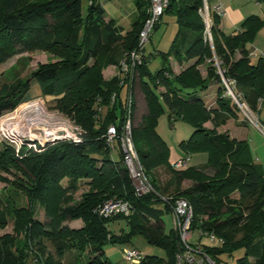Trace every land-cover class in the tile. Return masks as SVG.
I'll use <instances>...</instances> for the list:
<instances>
[{
	"label": "trees",
	"instance_id": "16d2710c",
	"mask_svg": "<svg viewBox=\"0 0 264 264\" xmlns=\"http://www.w3.org/2000/svg\"><path fill=\"white\" fill-rule=\"evenodd\" d=\"M258 2L264 4V0ZM138 4L140 19L124 35L115 20H106V10L98 0H90L86 17L83 0H0V66L18 54L37 50L60 59L39 68L26 82L3 86L0 118L25 103L43 99L84 132L80 145L57 142L40 152L23 149L16 156L11 145L0 143L5 148L0 150V181L3 172L15 169L25 178L16 186L23 192L25 205L20 206L17 194L0 197V230L11 223L14 226L13 235H0V264H113L105 248L129 246L137 236L170 255L166 261L143 254L140 264H175L179 235L176 230L165 234L163 215L173 214L180 199L187 200L194 210L192 230L197 240L193 245L200 244L216 264L222 254L232 256L241 250L244 256L238 264H264V170L248 160L246 142L218 131L243 115L235 101L221 93L217 107L208 108L202 96L212 81H222L220 72L224 71L229 81H235L234 92L241 102L260 114L264 107V56L253 63L247 45L264 21L251 16L243 30L227 34L220 27L222 18L209 6L210 40L204 0H169L163 17L175 16L180 27L177 39L168 53H149V44L146 46L145 60L130 87L133 93L139 83L147 105V113L132 133L152 187L139 195L124 165L120 141L110 145L107 137L111 126L121 134L129 87L121 86L125 78L115 76L106 81L103 77L109 66L120 70L123 60L138 46L146 17L145 4L142 0ZM159 57L162 66L153 72L150 66ZM170 57L186 65L179 75L168 65ZM215 59L220 62L218 72ZM203 66L209 76L206 79L200 69ZM34 81L41 95H36ZM163 116L170 124L182 121L191 127L190 137L179 144L185 154L179 160H190L186 169L174 168L179 160L170 162V147L158 131ZM208 123L212 129L206 127ZM118 148L121 159L116 162L110 156ZM196 155H206V164H192ZM159 164L170 171L163 186H156L150 174ZM186 181L191 184L183 187ZM110 200L128 204L129 215L101 216L99 210ZM38 205L43 208L42 219L37 218ZM74 221H81L80 226L71 227ZM120 222H125L128 231L118 227L120 234H116L110 226ZM210 234H215L217 242L203 244ZM45 241L54 252H47ZM67 256L71 260L65 263Z\"/></svg>",
	"mask_w": 264,
	"mask_h": 264
},
{
	"label": "built area",
	"instance_id": "2783aa9c",
	"mask_svg": "<svg viewBox=\"0 0 264 264\" xmlns=\"http://www.w3.org/2000/svg\"><path fill=\"white\" fill-rule=\"evenodd\" d=\"M142 2L146 6V17L139 32L138 46L127 55L125 60H123L120 72L117 74L118 79H126L121 82V86L126 90L129 87L124 101L127 112L126 118L121 127L120 135L115 126H111L107 134L108 144L113 145L116 141H120L124 153V165L133 182L135 190L139 195L150 192L152 187L145 175L133 142L132 112L134 97L132 96L133 93L130 90V87L135 78L137 68L142 65L145 60L144 54L146 46L149 44L157 26L161 23L163 15L168 7L169 0H142ZM214 12L222 19L226 17V11L221 5L215 7ZM210 14L211 11L208 5V0H204V22L206 25L207 36L211 40ZM220 73L222 75V71ZM223 81L227 90L226 95L235 101L246 117H248L247 112L252 114L248 106L241 102L240 97L235 94V81H229L224 76ZM43 101V99L30 101L21 105L13 112L3 115L0 118V123L8 115L16 113L23 107L41 106L44 108L47 118L33 121L26 128L18 130L11 127L5 129L0 128V143H8L11 145L14 150H16L17 155H19L23 149H26L28 152H40L48 145L57 142H69L75 145L82 144L84 141V132L81 127L64 115L63 119L60 120V123H56V115L49 113V111L52 112V110H50L49 107V109L46 108V103ZM99 111H101V109ZM54 112L61 115L58 111L54 110ZM189 165V159H182L174 164V168L181 170L188 168ZM129 212L128 204L115 200L106 202L99 210V214L104 218H110L119 214L127 216L129 215ZM173 216L175 230L179 235V249L175 255V264H216L215 261L203 251L200 244L196 246L193 245L192 228L194 222V210L191 204L185 199L178 200L173 210ZM209 239L212 243L217 242L215 234H210ZM122 254L125 261L133 264H140L143 259V253L132 247L124 248Z\"/></svg>",
	"mask_w": 264,
	"mask_h": 264
},
{
	"label": "rangeland",
	"instance_id": "374dc122",
	"mask_svg": "<svg viewBox=\"0 0 264 264\" xmlns=\"http://www.w3.org/2000/svg\"><path fill=\"white\" fill-rule=\"evenodd\" d=\"M104 5L107 11V15L113 19L118 20V22L120 23L121 27H123V29H128L130 27V22L126 20V17H127V14L130 13L131 9L134 8V0H106ZM89 6H90V0H83L82 10H83L84 17L88 15ZM176 25L177 24L175 23V26ZM178 31L179 29L177 28V30L174 32V36L170 40V44H167L166 47H164V49H166L164 50V53H168L170 51L171 46L173 45V42L175 41L177 37ZM169 33L171 34L173 32H169ZM158 36L159 34H157L155 38L153 39L154 44L155 43L158 44L157 42ZM58 62H60L59 57H57L56 55L52 53L41 51V50H37L34 52H30V53L18 54L12 59H10L7 63L0 66V89L5 85H9V84L11 85L18 80L21 82H26L28 79L31 78L32 74L36 72L39 68H42L48 65H53ZM159 65H160V60H157L155 63H153L151 65L152 71L155 72L158 69ZM219 65H220V62L217 59H215V66L217 67V72H218V69L220 68ZM200 69H201L203 79H206L207 77H209L206 72V66H203ZM115 72H116L115 76H117L120 70L117 68V71L115 70ZM32 87L35 90V92H37L36 95H41V88L37 84L36 81L32 83ZM223 89L226 90L224 81H223V76H222V81L218 83L216 81H212V84L210 85L209 89L206 90V92L217 90L218 91L217 96H220L221 93L226 92ZM132 96L134 97L133 98V112H132L134 116L132 117V126L134 128L135 126L137 127L141 123L142 117L147 113L146 100H145L143 92L141 91L139 83L135 85ZM217 96L215 98H217ZM218 100L219 99H217L216 104H218ZM205 105L208 108H214L215 106L212 102L208 100H206ZM45 106L46 108H48L47 104H45ZM238 108L237 110L239 111V113L242 112V110ZM49 113L56 115L57 117V119H55L56 123L57 122L59 123L60 122L59 120L63 119V115L61 113H60L61 115H59L55 113L54 110H52V112L49 111ZM247 114L251 120L257 123V115L254 112H252V114L247 112ZM263 117H264V110H263ZM223 127H221L222 130H223ZM158 131L161 137L168 143L170 148L180 149L179 148L180 142L188 139L191 135L192 130L188 124L182 121H175L172 124H170L167 116H163L160 120ZM4 149H5L4 145L0 144V150H4ZM13 149L14 148H11V150L13 151V155L16 156V150H13ZM110 157L112 158V160L116 162L120 161L121 159L120 149L118 148L117 151L112 152ZM151 170L152 171L150 174H151L152 179L157 183L156 186H158V184L160 186H163L167 182L170 176L169 169L159 164L158 166H154ZM213 174L214 173L212 172L209 173V175H213ZM2 176H3V180L0 181V197H7L8 195L6 194H10V193L14 195L17 194V196H19L17 200H19L20 206L25 205V199L23 198V192L20 191V189L16 187L19 185V183H23L25 181V178L23 177L22 173L15 169L10 173L3 172ZM183 187H187V186L183 184ZM160 207H161V210H164L163 206H160ZM36 212H37V218L42 219L44 216L43 208L38 205L36 208ZM163 217L165 221V230H164L165 234L170 235L171 232L175 230L174 229L175 228L174 216L172 213H166L163 215ZM207 219L208 218H206L205 220ZM80 224H81V221H74L70 223V226L78 227L80 226ZM125 225H126L125 222L111 224L110 229L113 232L115 231L116 234H120L118 233V230H117L118 227L124 228L126 229V231H128V228ZM13 234H14L13 223H11L7 228L0 230L1 236L2 235H13ZM193 240H194L193 242H196L197 234H194ZM45 243L47 246V252H54L50 242L45 241ZM203 244L212 245L211 241L206 238L203 240ZM124 247L136 248L146 256H157V257L163 258L166 261H169L170 259L169 253L164 248L149 243L145 239V237H142V236L134 237L132 240V244H130L129 246L108 245L105 248L107 258H109L113 264H133L123 259L122 249ZM243 256H244V252L242 250L235 252L232 256H229L226 253L222 254L220 256V264H238V260L242 258ZM70 260L71 258L67 256L65 259V263L69 262Z\"/></svg>",
	"mask_w": 264,
	"mask_h": 264
},
{
	"label": "crops",
	"instance_id": "0c3cea01",
	"mask_svg": "<svg viewBox=\"0 0 264 264\" xmlns=\"http://www.w3.org/2000/svg\"><path fill=\"white\" fill-rule=\"evenodd\" d=\"M103 7L105 8V1L106 0H98ZM140 0H134V8L131 9L130 13L127 14L126 20L130 22V27L128 29H123L121 27L118 20L113 19L107 15L106 11V20H115L118 26H120L123 30V34L125 35L127 32L131 31L133 25L137 23L140 19V11H139V2ZM222 6L223 9L226 11V17L221 20V28L227 34H234L242 29V25L246 19L251 16H258L261 21H264V4H260L258 0H209V6L211 9L214 10L217 6ZM106 10V9H105ZM175 23L177 24L175 26ZM178 26V27H177ZM179 29V25L174 15L166 14L163 19L162 23L159 28L156 30L154 35L152 36L151 42L147 48L149 53L154 52H164V47L167 44H170V40L174 36V32ZM173 32V33H169ZM179 33V31H178ZM158 36V44L153 43V39L155 36ZM178 35V34H177ZM177 39V37H176ZM175 39V40H176ZM169 41V43H168ZM156 42V41H155ZM172 47V46H171ZM249 50V56L253 63L264 56V26H258V31L256 35H254L253 40L250 44L247 45ZM236 58H240V53L237 54ZM157 60H160V65L158 69L162 66V60L159 57ZM168 65L172 68L173 73L175 75H179L186 65L181 66L178 64L173 57H170ZM151 69V66H150ZM157 69V70H158ZM115 70L117 71L116 66H109L107 69L103 71V76L106 81L112 79L116 74ZM152 70V69H151ZM156 70V71H157ZM164 89L161 88L160 91ZM218 91L212 90L202 93L205 101L208 100L212 102L217 107V99H218ZM217 96V98H215ZM263 110L262 108L259 115H257V123L251 120L250 118L246 117L245 114L239 115L236 119L230 120L224 127L223 130L220 128L218 131L227 133L232 139H236L237 141L246 142L249 148L248 160L260 167L264 170V117H263ZM263 123V124H262ZM207 128H211V124L206 125ZM170 147V146H169ZM170 155V162L174 163L177 160L184 158L185 154L181 151V149H172ZM207 162L206 155H196L192 156V164L194 165H204ZM191 184L190 181H186L184 183L185 186H189Z\"/></svg>",
	"mask_w": 264,
	"mask_h": 264
},
{
	"label": "bare ground",
	"instance_id": "6f19581e",
	"mask_svg": "<svg viewBox=\"0 0 264 264\" xmlns=\"http://www.w3.org/2000/svg\"><path fill=\"white\" fill-rule=\"evenodd\" d=\"M46 118L47 115H45V110L41 106L23 107L16 113L4 118L0 123V128L5 129L11 127L18 130L26 128L33 121L43 120Z\"/></svg>",
	"mask_w": 264,
	"mask_h": 264
},
{
	"label": "water",
	"instance_id": "95a60500",
	"mask_svg": "<svg viewBox=\"0 0 264 264\" xmlns=\"http://www.w3.org/2000/svg\"><path fill=\"white\" fill-rule=\"evenodd\" d=\"M220 66V65H219ZM222 75L225 77L224 71H222ZM226 78V77H225Z\"/></svg>",
	"mask_w": 264,
	"mask_h": 264
}]
</instances>
